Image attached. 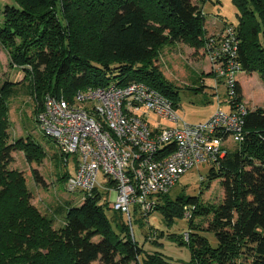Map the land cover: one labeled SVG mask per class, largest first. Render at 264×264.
<instances>
[{
    "label": "trees",
    "instance_id": "1",
    "mask_svg": "<svg viewBox=\"0 0 264 264\" xmlns=\"http://www.w3.org/2000/svg\"><path fill=\"white\" fill-rule=\"evenodd\" d=\"M206 1L15 0L2 13L0 45L11 65L26 72V93L34 98L36 112L43 110L47 95L72 102L78 91L106 87L114 78L120 86L143 83L177 108L179 93L155 62L167 43L195 49L205 45L201 5ZM234 3L240 10L236 61L242 72L257 73L264 83V0ZM234 90L233 105L244 103L241 84ZM18 92L9 81L0 88V264H170L160 252L147 253L122 213L108 217L109 204L99 192L79 207L58 206L50 217L32 203L25 174L11 169L14 153L24 152L33 163L42 162L46 152L31 137L10 139L9 103ZM243 128V142L207 175L210 183L220 182V203L184 195L157 197L153 212L168 227L184 220L189 209L191 228L198 231L188 232V240L170 236L189 248V264H264V107L249 109ZM33 175L42 182L37 171ZM58 216L64 223L57 230ZM195 218L207 222L203 233L214 234L215 246Z\"/></svg>",
    "mask_w": 264,
    "mask_h": 264
},
{
    "label": "built area",
    "instance_id": "2",
    "mask_svg": "<svg viewBox=\"0 0 264 264\" xmlns=\"http://www.w3.org/2000/svg\"><path fill=\"white\" fill-rule=\"evenodd\" d=\"M219 30L206 49L211 72L226 86L230 111L222 107L216 85L218 108L205 122H186L173 101L138 82L80 90L72 102L46 96L37 122L63 156L74 157L76 173L67 182L70 193L83 192L84 199L101 193L109 209L122 213L132 227L133 213L150 215L157 197L169 194L187 172L213 166L231 145L243 142L249 108L245 103L233 105L234 88L240 83L237 75L242 72L236 61L241 42L237 27L225 24ZM101 172L110 188L98 182ZM185 216L190 219L189 209Z\"/></svg>",
    "mask_w": 264,
    "mask_h": 264
},
{
    "label": "rangeland",
    "instance_id": "3",
    "mask_svg": "<svg viewBox=\"0 0 264 264\" xmlns=\"http://www.w3.org/2000/svg\"><path fill=\"white\" fill-rule=\"evenodd\" d=\"M14 3L15 0H0V20L3 19L2 13L5 6L14 5ZM201 6L205 14V28L208 32L205 45L200 49H195L185 43H167L159 50L155 62L164 78L176 87V91L179 93L176 110L190 124L205 122L214 114L218 108L216 90L214 89L216 85L219 86L218 94L222 107L225 111H230L226 104L228 100L226 86L223 85V82L219 83L211 72L213 63H211L206 45L210 41L209 38L220 31L222 25L234 27L239 25L237 15L240 10L234 0H207ZM25 74L23 69L11 65L9 53L0 45V88L9 81L14 83L19 90L18 96L11 99L9 103L10 139L12 141L31 137L46 152V157L42 162L33 163L28 161L24 152H15V161L11 169H17L25 174L28 189L34 196L32 203L42 214L50 217L58 206L69 208L81 206L85 201V194L80 191L70 193L67 190L68 179L76 173L74 157L61 156L56 142L52 138L46 137L41 131L37 122L41 111L36 112L34 98L26 93L30 80L25 81ZM237 77L244 90L245 105L250 110L264 107V83L260 76L257 73L250 75L241 72ZM110 82L113 84L119 81L114 78ZM149 118L156 125V116L151 114ZM162 124L168 125L166 121H163ZM236 148L237 146L231 145V150ZM211 167V164H205L187 172L170 191L168 197L174 200L180 195L194 196L199 197L204 203H220L224 193L219 181L209 182L207 175ZM33 171H37L41 177V183L36 182ZM64 175L67 177L65 180H61ZM98 182L104 187H111L103 172L100 173ZM109 199H111V195ZM107 215L113 218L114 212L107 210ZM132 218L131 229L134 238L140 245H144L147 253L160 252L168 258L170 264L190 263L189 248L180 246L178 241L170 239L172 235L180 238L187 237L188 232H197L198 230L191 228L190 220L186 218L178 220L172 227H168L162 215L157 211L153 212L151 216L133 213ZM63 223V218L58 216L54 229L62 228ZM194 224L199 226L202 233L208 226L203 218H195ZM161 233H163V237H160ZM203 235L209 239L213 246L217 244L214 234L203 233Z\"/></svg>",
    "mask_w": 264,
    "mask_h": 264
},
{
    "label": "crops",
    "instance_id": "4",
    "mask_svg": "<svg viewBox=\"0 0 264 264\" xmlns=\"http://www.w3.org/2000/svg\"><path fill=\"white\" fill-rule=\"evenodd\" d=\"M241 84V83H240ZM242 86V85H241ZM243 90V89H242ZM243 94H244V90H243Z\"/></svg>",
    "mask_w": 264,
    "mask_h": 264
}]
</instances>
